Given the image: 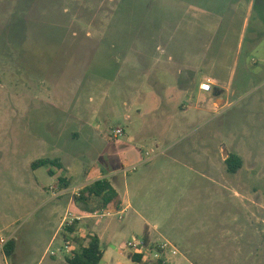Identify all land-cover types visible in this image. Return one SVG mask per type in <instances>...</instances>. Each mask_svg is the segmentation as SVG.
Returning a JSON list of instances; mask_svg holds the SVG:
<instances>
[{
    "label": "rangeland",
    "instance_id": "1",
    "mask_svg": "<svg viewBox=\"0 0 264 264\" xmlns=\"http://www.w3.org/2000/svg\"><path fill=\"white\" fill-rule=\"evenodd\" d=\"M250 2L0 0V237H21L16 258L0 246V264H68L86 218L56 258L25 244L44 198L83 209L80 184L98 174L131 203L106 218L118 240L143 238L147 222L152 248L168 244L153 264H264V0L245 21ZM193 78L211 90L198 95ZM41 157L75 164V177L54 167L65 180L12 198L33 189ZM37 236L47 243L52 227Z\"/></svg>",
    "mask_w": 264,
    "mask_h": 264
},
{
    "label": "crops",
    "instance_id": "2",
    "mask_svg": "<svg viewBox=\"0 0 264 264\" xmlns=\"http://www.w3.org/2000/svg\"><path fill=\"white\" fill-rule=\"evenodd\" d=\"M251 1L249 3V6L247 5V13L245 16V21H247L248 17L254 14V10H255V0H249ZM246 2H248V0H246ZM248 4V3H247ZM264 20V19H263ZM256 42H258V40L254 39L253 43H255V47L254 49H257L256 47ZM195 78H193V87H194V92H196L198 95L202 94V93H207L208 91L203 90L200 88V84L196 81V84L194 82ZM209 80V79H208ZM119 135H116L114 132L113 138L115 139L116 137H118ZM130 139H132V137H130ZM42 158V157H41ZM59 162L62 164V167L60 169L67 170L68 174H69V178L68 179H72L73 177H75L76 174V167L75 164H71V162H65L63 160H59ZM45 168V170L47 171V173L49 174V178H46L43 176V173L40 172V170H42V168ZM31 170H32V177H31V186L33 189H20L22 192L18 193L17 190L14 189H9L10 191V195L17 198V200H25V199H29L28 196H26L25 194L23 195V193H27V195H29L30 192L35 193V195H38V197L40 195H44L45 193L48 192V189H46L47 186H49L50 184L54 183L56 180L62 181L65 180V176L63 174H61L60 172H55L53 170V174L49 173L48 167L47 166H39L37 168H33L32 167V163H31ZM135 168V167H134ZM103 175L98 174L97 176L92 177L91 179H89L88 181L81 183L80 185L81 188L80 190L87 184H89V181L93 182L99 178H102ZM110 179V178H109ZM113 186L117 189V191L119 192L122 200H123V208L121 209H116V208H112V205L108 206V208H104L103 212H91V211H87L84 208H80L78 207L77 203L73 200L72 197L69 196H64L63 198H59V197H54L53 195H50L49 198L43 200L42 204H41V208H42V214L39 217V219L37 220V228H35L34 231H31L29 233V243L25 244V249L31 251V254L38 252L40 253V251L42 252L41 255V259H44L46 257V255L50 252L53 258L57 257V253L55 251H50L51 248H53L56 245L57 239L59 238V236H61L63 238V240H65V242L67 243L68 240H66L65 238V226L71 224L76 218L80 219V218H86L87 221V233L85 235V242L84 245H87L89 242V235H98L100 240H101V248L103 250V256H102V260H101V264H139L138 262H135L132 260L131 256H129L127 253H125L126 251H124L122 249V245L124 242H126L125 240H118L121 237L122 231L119 227H114L111 224L110 219L106 218L108 216H110V214L112 215L113 213L115 214H119L120 218H122V214L128 210V208L131 207V203L129 201H127V199L121 194V192L119 191V189L116 186V183L114 182V180L110 179ZM90 182V183H91ZM26 186H29V184H26ZM71 186L67 187L66 189H63V191L65 192L66 190L70 189ZM25 190V191H24ZM50 191V190H49ZM79 192L77 193V195L79 194ZM62 193V191H61ZM27 197V198H25ZM77 210L80 211L82 213L81 216H77L74 217L77 214ZM129 222L128 225L130 224L131 226L133 224H135V218L134 216H131L128 218ZM145 221V220H144ZM46 224H48L49 226L52 227V236L50 237V239L47 240V243H41L38 240V236L37 233L39 232V229H44L46 227ZM30 229L27 231L29 232ZM149 231V224L147 222H145V229H144V236L145 233L148 234ZM64 235V236H63ZM0 238H5L7 239V242L11 239H15L17 242L16 245V249L15 252L13 253V258H16V252L19 249V244L21 243V237L19 235V229L13 230L10 232L9 235H6L5 237H0ZM119 241V248H120V253L119 255L116 254L112 248H110L111 243H113L114 241ZM73 241V240H72ZM6 242V243H7ZM74 242V241H73ZM75 243V242H74ZM65 244V243H64ZM5 245V244H4ZM0 246H2L1 242H0ZM63 246H61L59 243L57 245V250L62 249ZM76 249L77 245L72 247V249ZM5 257H7L6 255H4ZM11 256V257H12ZM120 256V257H119ZM116 257H119V260H116ZM55 263H58L57 260L55 259L54 261ZM69 264V263H68Z\"/></svg>",
    "mask_w": 264,
    "mask_h": 264
},
{
    "label": "trees",
    "instance_id": "3",
    "mask_svg": "<svg viewBox=\"0 0 264 264\" xmlns=\"http://www.w3.org/2000/svg\"><path fill=\"white\" fill-rule=\"evenodd\" d=\"M228 169L232 172H236L242 166V159L240 156L232 153L226 159ZM47 166L49 173L53 174V167L61 168L62 164L57 158L42 157L32 162V167L37 168L39 166ZM77 202L80 203L87 211L94 212L96 209L91 202L95 203L102 208H108L112 205V208H123V200L113 186L111 180L108 177L99 178L87 185H85L76 196ZM94 203V202H93ZM80 219H75L71 224L65 226V238L70 241V237L73 235L72 240L78 241L75 233L78 231V222ZM145 238L148 241V234L145 233ZM15 240L11 239L6 243L5 252L7 256L14 253ZM103 256V250L101 248V240L98 235H89V242L87 245L80 244L76 249H72L70 256L67 257L69 264H101ZM132 260L139 264H149L143 260L142 254L130 255Z\"/></svg>",
    "mask_w": 264,
    "mask_h": 264
},
{
    "label": "built area",
    "instance_id": "4",
    "mask_svg": "<svg viewBox=\"0 0 264 264\" xmlns=\"http://www.w3.org/2000/svg\"><path fill=\"white\" fill-rule=\"evenodd\" d=\"M200 88L206 91L211 90V84L209 82H202L200 84ZM123 130L121 128H117L115 130L116 135L122 134ZM148 154V152H147ZM0 242L2 246L6 244L7 239L5 238H0ZM69 241L67 242V248L69 246ZM168 244L167 243H161L159 245V249H153L151 246V242L146 240L145 236L141 239L139 238H133L129 241H126L122 245V249L124 251H127L128 253L131 254H142L143 260L148 262L149 264H153L154 262H157L159 258L162 256L163 251L167 248ZM72 249L69 251L71 253Z\"/></svg>",
    "mask_w": 264,
    "mask_h": 264
}]
</instances>
